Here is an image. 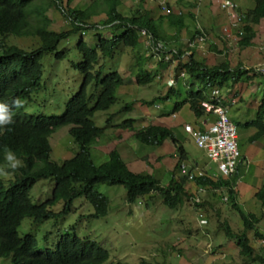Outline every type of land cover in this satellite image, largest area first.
<instances>
[{
    "label": "trees",
    "instance_id": "16d2710c",
    "mask_svg": "<svg viewBox=\"0 0 264 264\" xmlns=\"http://www.w3.org/2000/svg\"><path fill=\"white\" fill-rule=\"evenodd\" d=\"M74 1L67 0V6L63 8L61 0H0V98L4 101L19 98L25 103L39 92L43 88V59L50 54L60 58L59 46L78 32L93 29L98 31L99 38L93 47L83 38L77 44L82 62L75 69L82 74L83 82L61 116L22 117V106L15 108L11 122L4 125V132L0 134V170L8 166L6 172L11 176L8 180L6 176L0 177V259L10 260L12 264H106L110 259L109 252L92 240L71 234L62 235L54 250L49 249L48 253L43 254L38 251L36 237L20 236L19 227L25 218L37 224L67 216L72 212L73 203L79 199H85L93 207L95 212L90 217H107L110 200L99 192L98 188L102 185L124 187L129 204L157 195L167 208L177 211L191 199L190 185H193L196 190L206 188L207 192L219 191L228 196L241 217L244 230L236 233L226 222L223 229L227 238L236 241L241 256L251 262L264 264V257L255 253L250 235L253 233L256 238H264L258 229L260 218L254 213L246 214L239 206L236 190L242 172L241 162L236 173L228 178L219 175L214 177L207 172L204 178L190 182L181 175L180 165L182 161L188 160V154L169 125L157 122L137 128L134 126L135 120L129 118L119 125L133 132L135 140L141 144L149 148H161L170 143L175 148L174 154L179 156V162L168 184L164 185L154 173L135 170L118 149H113L107 162L100 165L95 163L92 156L93 146L111 128V118L115 114H110L107 126L103 128L96 125L94 118L99 112H108L118 101V92L126 81V77L116 69L108 70L114 72L105 75L108 71L100 62L115 59L123 49L134 51L141 48L143 31L154 39V43L168 45L173 39L166 28H176L179 30L177 34H180L185 28V17L174 12L172 6H167L168 13L155 16L146 7L151 0H138L139 7L130 15L120 10L122 0H93L84 10L70 8ZM252 1L254 8L244 13L246 18L238 41L241 50L254 46L259 35L256 27L264 21V0ZM52 9L59 10L71 20V31L58 33L51 30L52 21L48 13ZM102 15L106 16L100 24L103 32L91 25L93 18ZM107 33L109 36L106 38L104 35ZM13 38L32 40L33 48L19 47L10 42ZM214 50H217L215 46ZM139 61L136 75L138 84H152L157 76L145 68L143 61H147L146 58L140 56ZM182 70L186 71L184 84L189 89L183 101L181 91L170 87L166 95L150 102L144 101L143 104L153 107L174 98L177 102L172 114L189 105L195 117L202 118L205 116L202 103L211 99L213 88L230 89L250 79L249 71H245L241 65L232 68L227 58L224 62L210 66L206 60L196 59L194 53L189 55L187 63L180 65ZM99 89L101 92L96 96L93 92ZM133 107L134 103H128L119 113L130 112ZM64 127L70 128L69 134L77 151L71 158L58 163L52 159L50 138ZM242 128L256 130L249 139L251 143L264 139V94L255 118ZM9 151L22 162L15 169L9 168L10 162L5 159ZM177 171L180 172L179 176ZM47 180L55 184L52 196L44 203H33L32 189L40 181ZM256 198L264 207V184L256 193ZM60 203L64 204V209L55 213L52 209ZM201 203L197 202V205L203 206Z\"/></svg>",
    "mask_w": 264,
    "mask_h": 264
},
{
    "label": "rangeland",
    "instance_id": "374dc122",
    "mask_svg": "<svg viewBox=\"0 0 264 264\" xmlns=\"http://www.w3.org/2000/svg\"><path fill=\"white\" fill-rule=\"evenodd\" d=\"M92 1L75 0L70 8L83 10ZM177 1L179 6L175 5V8L167 0L148 2L146 7L156 14L160 12L166 14L167 6H172L174 12L179 9L184 15V10L180 7L187 8V0ZM61 2L63 8H66L67 0H61ZM122 2L120 10L125 15H130L139 7L138 0H122ZM239 10L245 12L241 8ZM204 11V9H198L194 29L203 35L206 34L209 37L207 42L199 44V38L195 35L187 43V33H185V37L184 35L183 38L179 36L176 41L166 45L165 52L170 55L171 51L176 50L179 54L182 53L180 59L173 57L171 61L161 62L157 56L148 51L143 40L141 48L134 51L123 49L115 60L108 59L100 62L105 69L112 70L111 67L118 69L126 77V81L118 92V101L108 112H99L94 118L96 125L103 128L107 126L110 114H115L111 118V128L107 130L99 143L93 146L92 156L95 163L100 165L107 162L113 149H118L127 163L135 170L154 173L164 185H167L179 162V156L174 154L175 148L170 143L163 146L164 148H149L135 140L133 132L123 129V126L119 124L129 118L135 120L134 126L142 128L157 123L160 118L164 117L163 110H161L163 103L158 104L161 107L157 105L149 107L143 102H150L166 95L170 90L169 80L171 79L176 81L174 87L183 94L181 98L183 101L189 89L185 86L184 80L178 78V74L180 65L187 63L192 53L196 59L206 60L210 66L224 62L227 58L232 68L241 65L245 71H249V80H244L230 89L223 88L221 94L229 108L231 120L241 127L239 141L243 154L242 172L236 190L239 196V206L246 214L254 213L260 218L258 229L264 234V207L256 198V193L264 184V139L251 143L249 139L256 130L253 128L245 130L240 122L248 123L255 118L257 102L264 94V78L258 74L259 66L264 64V52L261 51L264 43V23L261 27L263 32H258L254 46L241 50L237 42L228 41L223 35V29L231 23L230 17L227 15L228 23L217 32L215 28L210 29L213 21L217 27V17L213 18L208 15L207 18ZM48 15L53 22L51 27L53 31L61 32L71 29L66 16L57 9L50 10ZM185 15L187 16V12ZM105 19V15L98 16L93 19V24L98 25ZM206 23L209 28L204 27ZM94 33L95 31L86 32L84 35L89 44L98 42ZM106 36L109 34L104 35ZM10 42L25 49L33 48L34 44L29 39L13 38ZM78 42L79 39L76 36L68 42H63L58 49L60 58H57L56 54L45 56L42 62L43 88L25 103L24 117L31 115L52 117L61 116L64 113L67 103L79 91L83 82L82 74L75 69V65L82 62V56L77 50ZM190 44L196 46L191 47ZM213 46L217 50L213 51ZM140 56L147 59L143 61L145 68L153 75L160 76L147 86H140L136 78V70L140 67L138 64ZM112 72L114 71L105 72V75ZM100 92L101 89L93 93L97 96ZM127 103H134L133 110L119 113ZM166 109L171 112L173 105L171 104ZM187 120L191 123L187 108L180 115L177 114V117L170 115L165 119L173 126L175 121L182 122L183 125L174 130L179 139L183 141L186 152L189 153L188 160L182 161L180 165L188 164L210 174L218 175L216 165L208 158L204 150L198 148L192 137L185 131ZM69 129V127L61 128L51 138L53 158L58 163L71 158L75 150L77 151V146H74V140L69 135ZM7 167L0 170V177L6 176V180L11 176L6 172ZM176 173L179 176L180 172ZM190 186L191 199L183 207L173 211L167 208L157 195L132 205L127 202V192L124 187L102 185L98 188L99 192L110 200L107 217L100 219L90 217L95 212L93 207L85 199H79L73 203L72 212L67 216L37 224L32 219L25 218L19 227V234L35 236L39 251L44 253L49 249L54 250L62 235L71 234L92 240L109 252L110 259L106 264H260L241 256L236 241L227 238L225 234L223 225L226 222L236 233L244 230L241 217L233 208V202L228 200V196L219 191L199 192L193 185ZM54 187V182L49 180L37 183L31 191L32 202L35 204L46 202L52 196ZM198 195L201 197L200 201L203 206H198L195 201ZM63 209L64 204L60 203L52 210L60 213ZM202 218L208 220L206 227L197 224V221ZM195 227H198V230L206 228L201 244L199 240L194 239L197 237H194ZM250 235L255 253L264 257V238H256L253 233ZM0 264L12 263L10 260L0 259Z\"/></svg>",
    "mask_w": 264,
    "mask_h": 264
},
{
    "label": "built area",
    "instance_id": "2783aa9c",
    "mask_svg": "<svg viewBox=\"0 0 264 264\" xmlns=\"http://www.w3.org/2000/svg\"><path fill=\"white\" fill-rule=\"evenodd\" d=\"M222 9L227 12L231 20L230 25L223 30L224 38L231 42H238L242 34L241 27L246 18L245 14L239 11L237 4L232 0H226L222 4ZM198 38L199 44H204L209 40L206 35H200ZM152 47L154 50L166 54L165 61H171L178 54V51L173 50L168 55L163 44L152 43ZM261 49L264 50V43ZM258 72L264 77V64L259 66ZM173 84L174 80H171L169 85L172 86ZM202 107L205 116L212 119L205 123L204 129H201V127L196 129L191 125H186L185 131L193 136L198 148L204 150L208 158L216 164L220 175L228 178L236 173L242 158L239 129L231 120L229 108L223 103V97L219 89L212 91L211 99L204 101ZM181 174L187 177L190 182L206 176V172L198 168L192 169L188 164L181 165ZM200 190L203 192L206 189L201 188ZM196 201L200 202V199H196ZM200 223L205 225L207 220L203 218Z\"/></svg>",
    "mask_w": 264,
    "mask_h": 264
},
{
    "label": "crops",
    "instance_id": "0c3cea01",
    "mask_svg": "<svg viewBox=\"0 0 264 264\" xmlns=\"http://www.w3.org/2000/svg\"><path fill=\"white\" fill-rule=\"evenodd\" d=\"M159 1V0H157ZM157 1H150L151 3H155ZM168 3L170 5H172L174 8H175V5L176 6H179V3H177L178 1L177 0H167ZM195 1V2H193ZM225 0H187V8H185L184 6H181L180 8H182L184 10V15L185 13L187 12V16L183 15L186 19L185 21V28L181 31L180 34H177V32L179 30H177L176 28H172V27H167L166 29L167 30H170L168 33L170 35V37L173 39L172 41H176L178 39L179 36H181V38H183V35L185 37V33H187V43L189 42V40H191V38L195 37V35H197L198 31H195V25H196V20L198 18V9L199 10H202L204 9V14L206 15V17L208 18V15L209 16H213V18L216 16L217 17V27L214 25V21L210 24V29H214L219 32L221 31L225 26L226 24L228 23L229 19L226 20L228 18L227 14L222 11L221 9V5L223 4ZM238 5H239V8H241L243 11H249V10H252L255 6L254 2L252 0H234ZM123 3V2H122ZM185 4V3H184ZM160 5V4H159ZM162 12H160L159 14L157 13H154L155 16H159ZM176 13L178 14H181V12L179 11V9H176ZM264 23V21L262 22V24ZM262 24L257 26L256 27V31L257 32H263L261 27H262ZM206 28H209V25L208 23H206V25L204 26ZM173 31V33L171 34V32ZM150 39V40H149ZM143 40H144V43L146 44L147 46V49L148 51L151 53L150 50L151 47H152V43L153 42V39L151 38V36H147V35H143L141 37V46L143 45ZM172 43V42H171ZM170 43V44H171ZM158 57V59L163 62V63H166V61H164L165 59L159 55H155ZM206 63L209 65V63L206 61ZM213 65H216V64H213ZM137 68V66H136ZM138 70V68H137ZM136 70V72H137ZM160 77V76H159ZM264 78V77H263ZM262 98V97H261ZM260 101L261 99L257 102V106H256V111L259 107V104H260ZM177 102L176 99H171L170 101H168L167 103H164L162 104L163 108L161 110H163V113L164 115H168L170 116L171 112H169V110H167L166 108L168 106H170L171 104L175 105V103ZM187 108V115L191 118V123L187 120V123L185 125H192L194 128L198 129L201 127V129H204L205 128V123H208L212 118L210 117H202V118H196L195 115L192 113V111L190 110V107L189 105L185 106L182 111L184 109ZM173 110V109H172ZM182 111L176 113V116L177 114L180 115L182 113ZM192 114V115H191ZM167 116H164L162 118H160L157 122L160 123V124H168L169 127L174 131L176 129V127H182V122H177L175 121L174 123V126L172 124H169L168 122L165 121ZM174 117V116H173ZM180 117V116H179ZM242 120V119H241ZM242 123V125H244L246 122H243V121H240ZM245 130H248V129H245ZM175 132V131H174ZM250 132V131H249ZM256 133V132H255ZM254 133V134H255ZM189 134V133H187ZM253 134V135H254ZM177 135V134H176ZM190 135V134H189ZM193 139V136L190 135ZM178 137V136H177ZM179 139V137H178ZM194 140V139H193ZM179 141L182 143L183 145V141L179 139ZM184 146V145H183ZM165 147V146H164ZM162 147V148H164ZM187 151V150H186ZM187 154H189L187 152ZM189 157V155H188ZM208 221V220H207ZM197 224H200L199 221H197ZM201 225V224H200ZM201 226H205V225H201ZM206 227V226H205ZM205 227L202 228V230H198L199 228L198 227H195L196 228V231L194 232V239L195 240H199V244H201L203 241H202V238L204 236V234H206V231H204V229H206Z\"/></svg>",
    "mask_w": 264,
    "mask_h": 264
},
{
    "label": "clouds",
    "instance_id": "9594fccd",
    "mask_svg": "<svg viewBox=\"0 0 264 264\" xmlns=\"http://www.w3.org/2000/svg\"><path fill=\"white\" fill-rule=\"evenodd\" d=\"M151 1H157V0H151ZM159 1H161V0H159ZM164 1V0H163ZM226 1V0H225ZM224 1V2H225ZM233 1V0H232ZM223 2V3H224ZM233 2H235V1H233ZM236 3V2H235ZM160 4V3H159ZM237 4V3H236ZM160 6H161V4H160ZM238 6V5H237ZM221 9H222V5H221ZM84 10V9H83ZM59 11V10H58ZM222 11H224L223 9H222ZM240 11V10H239ZM225 12V11H224ZM240 12H242V11H240ZM166 13H168V8L166 9ZM226 14H227V12H225ZM243 14L245 13V12H242ZM49 14V13H48ZM64 15V14H63ZM228 15V14H227ZM49 16V15H48ZM65 16V15H64ZM229 16V15H228ZM98 17V16H97ZM106 17V16H105ZM50 18V17H49ZM67 18V17H66ZM96 18V17H95ZM95 18H93V19H95ZM51 19V18H50ZM93 19H92V21H91V25H94L93 24ZM52 21V20H51ZM68 21L70 22V24H71V29L70 30H65V31H61V32H67V31H71L72 29H73V24H72V22H71V20L68 18ZM101 24V23H100ZM100 24H98V25H94V26H96V27H98L100 30H101V32H103V27H101L100 26ZM52 25H53V22H52ZM243 26H244V22H243V24H242V27L241 28H243ZM52 27V26H51ZM52 30V29H51ZM224 30V29H223ZM53 31V30H52ZM92 31H95V33H94V37L95 38H97L96 40L97 41H99V38L97 37V34H98V31H96V30H93V29H91V30H88V31H82V32H78L76 35H74L73 37H78V39H79V41H80V39L81 38H83L84 39V41L89 45V46H91V47H93V46H95L97 43H95V44H89L86 40H85V38H84V35H85V33L86 32H92ZM53 32H55V31H53ZM145 31H143L141 34H142V36L143 35H147V33L145 32ZM59 33V32H58ZM200 35H203V34H201L200 33V31H198V33H197V38H198V36H200ZM148 36V35H147ZM207 36V35H206ZM208 37V36H207ZM209 38V37H208ZM240 40V39H239ZM68 42V41H67ZM237 44H238V42H237ZM164 46H165V48H166V45L164 44ZM190 46H191V44H190ZM196 46V45H195ZM195 46H193V47H195ZM60 47V46H59ZM192 47V46H191ZM151 49L152 50H150L151 51V53L153 54V55H159V56H161V57H163L164 59H165V57H166V54H164V53H162V52H158V51H156V50H154L153 49V47H151ZM262 50V49H261ZM262 51H264V50H262ZM175 58H177V59H180L179 58V52H178V54L177 55H175L174 56ZM116 59V58H115ZM115 59H111V60H115ZM188 59H189V57H188ZM165 61V60H164ZM188 61V60H187ZM167 62V61H166ZM185 64V63H184ZM75 66H77V65H75ZM112 69H115V68H113V67H111ZM106 70H109V68H107ZM116 70H118V69H116ZM184 74V75H183ZM258 74L259 75H261L259 72H258ZM179 79H183V80H185V78H186V71L185 70H182V71H179ZM262 76V75H261ZM263 77V76H262ZM156 78H160L159 76H157ZM171 80H174V79H171ZM171 80H169V81H171ZM176 85V81L174 80V84L172 85V86H170L169 85V88L170 87H174ZM175 88V87H174ZM214 89H219L220 91H221V89L220 88H217V87H215V88H213V90ZM212 90V91H213ZM212 93V92H211ZM72 99V98H71ZM70 99V100H71ZM31 100V99H30ZM30 100H28V101H30ZM28 101H26V102H28ZM25 102V103H26ZM24 103V101L23 100H21V99H19V98H16V99H13L12 101H10V102H7V101H4L3 99H1L0 98V134L1 133H3L4 132V125L5 124H9L10 122H11V120H12V112L15 110V108H20V107H22L23 106V112H22V114H21V116L22 117H24L23 116V114H24V105H25V103ZM223 103L226 105V103H225V101H224V99H223ZM128 104V103H127ZM158 104H160V102L159 103H157L156 105L158 106V107H161V106H159ZM164 104V103H163ZM170 115H173L174 117H177L176 116V114H172V112H171V114ZM31 116H35V115H31ZM163 116H168V115H164L163 114ZM25 117H29V116H25ZM190 125V124H189ZM237 125V124H236ZM186 126V125H185ZM192 126V125H191ZM238 127V129H239V131H240V127L239 126H237ZM59 131V130H58ZM58 131H56L55 133H57ZM54 133V134H55ZM54 134L51 136V138L54 136ZM70 135V134H69ZM191 135V134H190ZM51 138H50V142H51ZM73 139V138H72ZM194 139V138H193ZM194 142H195V140H194ZM51 145H52V143H51ZM74 146H75V144H74ZM241 147V146H240ZM242 152V151H241ZM242 156H243V154H242ZM5 159L7 160V161H9L10 162V165H9V168H13V169H15V168H17L18 166H20L21 164H22V162L20 161V160H18L16 157H15V155H14V153H12V152H7L6 153V155H5ZM52 159L54 160V158H53V146H52ZM66 160V159H65ZM241 160H242V158H241ZM241 162V161H240ZM183 164V163H182ZM216 165V164H215ZM190 166V165H189ZM217 167V166H216ZM192 169H197V168H194V167H192ZM199 169V168H198ZM218 170V169H217ZM205 172V171H204ZM182 175V174H181ZM206 175H207V172H206ZM211 175L212 176H214V177H216L217 175H213L212 173H211ZM219 176H221L220 175V173L218 174ZM183 176V175H182ZM185 177V176H184ZM222 177V176H221ZM224 178V177H223ZM201 188H199V189H197V190H199V192H201V190H200ZM206 189V188H205ZM207 190V189H206ZM203 191V192H207V191ZM196 199H200L201 200V197L198 195V197H196L195 198V201H196ZM197 202V201H196ZM201 202V201H200ZM37 204V203H36ZM203 219V218H202ZM204 219H206V218H204ZM200 220L201 219H199V223H200ZM207 220V219H206ZM207 223H208V221H207ZM201 224V223H200ZM202 225V224H201ZM206 225V224H205ZM21 236V235H20ZM59 242V241H58ZM58 244V243H57ZM39 251V250H38ZM49 251V250H48ZM48 251L47 252H41V251H39L40 253H43V254H46V253H48Z\"/></svg>",
    "mask_w": 264,
    "mask_h": 264
},
{
    "label": "bare ground",
    "instance_id": "6f19581e",
    "mask_svg": "<svg viewBox=\"0 0 264 264\" xmlns=\"http://www.w3.org/2000/svg\"><path fill=\"white\" fill-rule=\"evenodd\" d=\"M139 2V1H138ZM204 31V30H203ZM206 35V34H205ZM150 40V39H149ZM154 40V39H153ZM156 44V43H155ZM152 45V44H151Z\"/></svg>",
    "mask_w": 264,
    "mask_h": 264
}]
</instances>
